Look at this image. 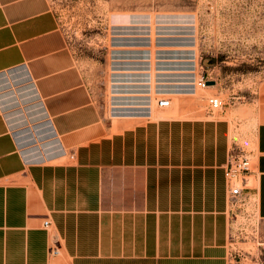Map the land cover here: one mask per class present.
<instances>
[{"label":"crops","instance_id":"crops-1","mask_svg":"<svg viewBox=\"0 0 264 264\" xmlns=\"http://www.w3.org/2000/svg\"><path fill=\"white\" fill-rule=\"evenodd\" d=\"M119 30L97 95L50 0H0V264L241 263L228 122L184 117L197 93L189 52L174 59L141 28ZM159 97L174 110L158 113ZM251 116L243 196L264 220V89Z\"/></svg>","mask_w":264,"mask_h":264},{"label":"rangeland","instance_id":"rangeland-1","mask_svg":"<svg viewBox=\"0 0 264 264\" xmlns=\"http://www.w3.org/2000/svg\"><path fill=\"white\" fill-rule=\"evenodd\" d=\"M86 82L101 95L108 82L110 39L123 27H139L144 40L178 54L192 56L196 79L215 81L196 89L188 117L226 120L232 140L252 150V110L264 89V0H50ZM141 32V33H142ZM161 41H164L162 44ZM148 44V43H147ZM164 47V48H163ZM160 49V47H159ZM225 105L211 113L207 99ZM154 109L160 114L174 110ZM233 145L231 149L235 148ZM229 201V200H228ZM230 205L231 247L241 263L264 264V220L252 200ZM60 259V257H58ZM64 261L62 262V264Z\"/></svg>","mask_w":264,"mask_h":264},{"label":"built area","instance_id":"built-area-1","mask_svg":"<svg viewBox=\"0 0 264 264\" xmlns=\"http://www.w3.org/2000/svg\"><path fill=\"white\" fill-rule=\"evenodd\" d=\"M208 81H214L204 75L195 79L196 89H206L209 87L207 85ZM215 82V81H214ZM171 104L169 98L159 97L156 99V105L158 108H168ZM225 103L219 98L211 96L207 99V108L211 113L219 112L223 109ZM252 170V158L251 156L242 149H231L226 157V162L224 165V178L228 190V200L229 204H234L239 201L244 200L243 191L248 187L247 176ZM49 225L48 221L43 222V226L47 227ZM52 255L58 253L57 248L53 247L50 249ZM245 264V263H237Z\"/></svg>","mask_w":264,"mask_h":264},{"label":"water","instance_id":"water-1","mask_svg":"<svg viewBox=\"0 0 264 264\" xmlns=\"http://www.w3.org/2000/svg\"><path fill=\"white\" fill-rule=\"evenodd\" d=\"M214 84H215L214 81H208V82H207V85H208V86H213Z\"/></svg>","mask_w":264,"mask_h":264},{"label":"bare ground","instance_id":"bare-ground-1","mask_svg":"<svg viewBox=\"0 0 264 264\" xmlns=\"http://www.w3.org/2000/svg\"><path fill=\"white\" fill-rule=\"evenodd\" d=\"M160 109V108H159Z\"/></svg>","mask_w":264,"mask_h":264}]
</instances>
